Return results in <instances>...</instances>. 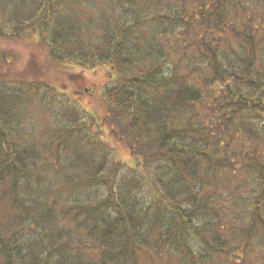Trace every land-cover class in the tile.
<instances>
[{
    "label": "trees",
    "instance_id": "1",
    "mask_svg": "<svg viewBox=\"0 0 264 264\" xmlns=\"http://www.w3.org/2000/svg\"><path fill=\"white\" fill-rule=\"evenodd\" d=\"M108 1L0 0V38L113 81V139L66 96L38 141L14 118L40 86L0 80V264L264 263V0Z\"/></svg>",
    "mask_w": 264,
    "mask_h": 264
},
{
    "label": "rangeland",
    "instance_id": "2",
    "mask_svg": "<svg viewBox=\"0 0 264 264\" xmlns=\"http://www.w3.org/2000/svg\"><path fill=\"white\" fill-rule=\"evenodd\" d=\"M89 2L93 8H97L95 13L99 14L98 16L109 12L108 0H98L99 4L94 0H89ZM123 12H126V10H123ZM83 15L86 14L84 13ZM9 37L0 38V80L16 81V88L14 89L20 91L26 90L27 85H32L33 83L40 86L36 95L31 91L30 96L36 102L31 103L33 100L24 99L15 107L16 119L14 118V120L16 128H14V131L23 133L27 137L30 135L29 139L31 140L33 137L35 138V135H37L36 140L38 141H43L46 139L45 136L48 135L51 139L53 135L52 130L59 124L56 123L58 114L54 117L49 114L52 107H46V100L50 99L51 102H57L67 96L69 97L68 101L70 105L80 106L86 111H91V113L93 111L97 112L95 116L101 125L97 129H93V131L97 130L100 139L105 137L113 139V129L109 125H106L104 119L109 104L105 102L103 92L106 86L110 87L113 83L111 78L112 71L107 66L103 65L95 70L85 69L78 65H75L73 68H66L57 64L50 55L49 50L37 40L35 35L21 36L17 39ZM197 74L201 75L200 70ZM70 75H82L84 78L81 82L79 79L71 78ZM49 89L52 92H47ZM43 102L45 103L44 105L41 104ZM103 106H105L104 109ZM58 117L63 116L59 115ZM3 128L10 131L6 125ZM41 134L44 137H41ZM117 143L111 144V147L114 146L112 159L114 161L127 162L129 159L128 153L126 151L123 152L122 150L124 149H119L120 145ZM32 158L34 159V156ZM32 160L30 163H32ZM54 174H57V172L53 171L50 174L53 183L56 182ZM228 180L229 178L226 177L225 181ZM240 181L241 178L237 182ZM5 190L9 189L5 187ZM0 194H2V189L0 190ZM225 200L224 198L221 203H224ZM4 206H0V208ZM239 211L240 209H234L233 216L235 214L236 217H239ZM3 219L4 224H10L8 217H4ZM255 248L257 252H254L253 248L250 247L249 250H246L245 255H242L245 264H264L258 260V257H260L258 253L262 251L261 244L257 242Z\"/></svg>",
    "mask_w": 264,
    "mask_h": 264
}]
</instances>
